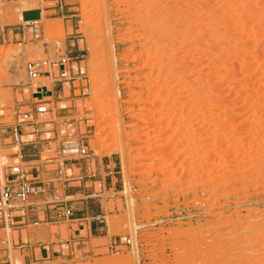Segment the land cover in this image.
I'll return each mask as SVG.
<instances>
[{
	"label": "rangeland",
	"instance_id": "obj_1",
	"mask_svg": "<svg viewBox=\"0 0 264 264\" xmlns=\"http://www.w3.org/2000/svg\"><path fill=\"white\" fill-rule=\"evenodd\" d=\"M64 1L63 13H43L39 40L0 39L3 120L33 97L25 63L68 54L67 78L34 119L38 134L29 126L23 139L70 135L90 154L71 155L67 173L100 161L114 174L68 180L78 193L72 219H81L46 224L41 215L23 229L24 241L49 247L27 264H264V0ZM21 4L39 6L1 1L0 26L21 21ZM14 151L0 146L1 184ZM54 155L44 148L39 163ZM8 247L11 264H25Z\"/></svg>",
	"mask_w": 264,
	"mask_h": 264
},
{
	"label": "built area",
	"instance_id": "obj_2",
	"mask_svg": "<svg viewBox=\"0 0 264 264\" xmlns=\"http://www.w3.org/2000/svg\"><path fill=\"white\" fill-rule=\"evenodd\" d=\"M45 1L36 0L39 3L40 12L50 7L60 13H63L67 9V4L64 0H52L55 2L54 5L41 6ZM41 19L42 17L32 20L22 19L20 23L22 30L19 35L22 36V41L25 40V32L34 41L40 39ZM4 28L5 26H0V35L4 33ZM6 40H10V38ZM71 59L72 57L66 54L55 60H31L26 62L24 66L26 81L23 82L22 86L28 88L34 87L31 90V95L34 99L28 102L30 103L28 104V108H24L25 105L21 103H15L10 108V113L8 114L11 117V122L3 120L5 114L3 113V109L0 108V146H9L15 149L11 154L14 162L8 165L9 172L3 184L0 182V224L9 230L18 225L15 221L16 218L24 219L27 217L28 208L41 204L46 205L52 211L53 220L67 221L74 217V209L69 203V198L62 194L67 187L68 180L71 179V173L66 172L67 170L70 171V168H65L66 161L68 160L65 156L75 153L78 158L88 157L90 153L87 145L71 140L70 135H67L66 140L61 143L43 142L44 140L41 141L37 137L28 141L23 139L24 131L29 126L33 127V130L28 132L29 136H36L38 134L39 130H35L34 128V119L38 115L48 112V107L46 106L47 100L42 97L44 93L42 89H46V84L45 82L34 84L35 80L39 77H44L51 78V82H59L67 78L69 73L67 65ZM55 70L57 73H55ZM79 73H82L81 69ZM53 131L46 130L45 134H51ZM45 139H50V136H46ZM26 148H29L30 151L27 152ZM44 148L55 153V155L51 158H43L42 161L55 164L56 168L52 176L42 178L40 170L36 167H30V170H26L23 165L26 163L28 156L41 159V151ZM122 242L130 244V238L127 239L125 237ZM2 243L12 245L11 240L7 238H4ZM23 243L22 241L21 244ZM13 244L18 245V242L16 241Z\"/></svg>",
	"mask_w": 264,
	"mask_h": 264
},
{
	"label": "crops",
	"instance_id": "obj_3",
	"mask_svg": "<svg viewBox=\"0 0 264 264\" xmlns=\"http://www.w3.org/2000/svg\"><path fill=\"white\" fill-rule=\"evenodd\" d=\"M16 1V0H13ZM49 11V9H43V11L40 12L39 10V6L33 7V6H23L22 4L20 5V12H21V21L23 20H32V19H38L40 17L43 18V13ZM26 12H36L38 14V16L31 18V19H26L24 18V14ZM21 21H19L18 23H13V24H8L7 28H4V33L2 35H0V39L1 40H6L7 38H12L13 36H17L21 34ZM9 36V37H8ZM58 82H51V87L47 86L46 84V89H42L43 90V94L42 97L45 99V97H50V96H54L55 90V84ZM47 93H46V92ZM40 96V95H39ZM34 99V98H32ZM32 99L30 101H32ZM48 104V103H47ZM41 136V135H40ZM38 136V138L40 137ZM9 147V146H8ZM27 152L30 151L29 148L25 149ZM75 154V153H73ZM73 154H69V157H66L68 160L69 159H76L75 157L71 156ZM40 158L37 157H30L28 156L26 158V163H28L29 165H31L32 167H36L38 170L41 169V171L43 170L42 168L44 167L43 163H39ZM33 162H37L34 164H31ZM67 162V161H66ZM45 163H48L47 161H45ZM51 164V163H49ZM67 164V163H66ZM75 164V163H74ZM109 169V163H103V162H97V164L95 165V170L94 172L91 171V168H87V170H83L80 175L78 176H73L71 175V179H74L78 182L84 181V178L86 177H96V176H100L101 179L103 180L104 175H106L107 177H109L110 175L111 178H113V174L114 171L113 170H108ZM42 178L46 177L45 174L43 172H40ZM0 182H1V178H0ZM64 196H67L68 198L70 197H74L75 195H77L78 193L74 190V189H70L68 188V186L65 188L64 192H63ZM95 194H93L94 196ZM91 195H87L86 197H91ZM74 207V206H73ZM17 213V212H16ZM43 216L42 220H46V224L48 223H52L51 220L52 219V211L50 209H48L45 205H39L33 208H28L27 209V217L24 219H19L16 218L15 221L18 223L17 226H15L12 229H16L17 231H19V236L17 239L18 245H14L13 243L14 240L10 239L12 242V248H17L19 249V252L22 254L23 257V262L25 264L36 261L38 258H43L45 256H47L48 253V246H44L42 242H37V243H33L30 239L24 241L22 239V235H21V231L23 229H25L28 226L31 225H40L41 223V217ZM81 218H74L72 220H77L79 221ZM4 227L0 224V230H3ZM99 229L97 227H95V225L91 226V231H98ZM3 238L0 237V253L3 252V255L0 256V264H11V253H10V248L8 247V244H3L2 243ZM24 242L23 244H21V242ZM53 247V245H52Z\"/></svg>",
	"mask_w": 264,
	"mask_h": 264
},
{
	"label": "bare ground",
	"instance_id": "obj_4",
	"mask_svg": "<svg viewBox=\"0 0 264 264\" xmlns=\"http://www.w3.org/2000/svg\"><path fill=\"white\" fill-rule=\"evenodd\" d=\"M46 7V6H45ZM19 16L21 17V13H19Z\"/></svg>",
	"mask_w": 264,
	"mask_h": 264
}]
</instances>
